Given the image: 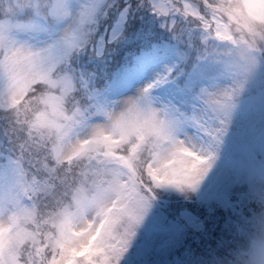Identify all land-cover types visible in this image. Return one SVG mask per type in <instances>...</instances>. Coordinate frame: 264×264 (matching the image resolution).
<instances>
[{
    "label": "snow or ice",
    "instance_id": "6c2138e0",
    "mask_svg": "<svg viewBox=\"0 0 264 264\" xmlns=\"http://www.w3.org/2000/svg\"><path fill=\"white\" fill-rule=\"evenodd\" d=\"M261 40L264 0L0 15V264H264Z\"/></svg>",
    "mask_w": 264,
    "mask_h": 264
},
{
    "label": "trees",
    "instance_id": "16d2710c",
    "mask_svg": "<svg viewBox=\"0 0 264 264\" xmlns=\"http://www.w3.org/2000/svg\"><path fill=\"white\" fill-rule=\"evenodd\" d=\"M249 208L256 210L258 205L255 202H251L249 204ZM140 240H143V233L141 232ZM137 248L138 246H134L130 253L128 254L129 257H136L137 256ZM178 256V252L175 249H158L155 250L154 247L151 245L146 247L143 252L138 257L142 264H173ZM127 264V259L125 261Z\"/></svg>",
    "mask_w": 264,
    "mask_h": 264
},
{
    "label": "clouds",
    "instance_id": "9594fccd",
    "mask_svg": "<svg viewBox=\"0 0 264 264\" xmlns=\"http://www.w3.org/2000/svg\"><path fill=\"white\" fill-rule=\"evenodd\" d=\"M32 4L33 0H0V15H15L30 8ZM259 44H264V40L258 41Z\"/></svg>",
    "mask_w": 264,
    "mask_h": 264
},
{
    "label": "rangeland",
    "instance_id": "374dc122",
    "mask_svg": "<svg viewBox=\"0 0 264 264\" xmlns=\"http://www.w3.org/2000/svg\"><path fill=\"white\" fill-rule=\"evenodd\" d=\"M152 246L154 247L155 250H158L161 248L158 243H154L152 244Z\"/></svg>",
    "mask_w": 264,
    "mask_h": 264
}]
</instances>
